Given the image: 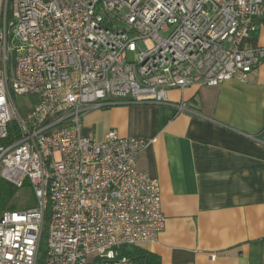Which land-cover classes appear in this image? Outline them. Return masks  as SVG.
Wrapping results in <instances>:
<instances>
[{
  "label": "built area",
  "instance_id": "1",
  "mask_svg": "<svg viewBox=\"0 0 264 264\" xmlns=\"http://www.w3.org/2000/svg\"><path fill=\"white\" fill-rule=\"evenodd\" d=\"M262 29L264 0H0V182L36 202L0 212V264H38L48 215L45 264L156 244L161 190L137 168L154 140L110 131L97 143L81 121L115 99L166 105L171 89L246 81L264 46L244 45ZM14 96L34 99L32 112Z\"/></svg>",
  "mask_w": 264,
  "mask_h": 264
},
{
  "label": "crops",
  "instance_id": "2",
  "mask_svg": "<svg viewBox=\"0 0 264 264\" xmlns=\"http://www.w3.org/2000/svg\"><path fill=\"white\" fill-rule=\"evenodd\" d=\"M168 98L115 99L81 121L82 137L97 143L110 131L154 140L137 168L159 183L165 228L143 247L161 264H264V64L246 81L171 89Z\"/></svg>",
  "mask_w": 264,
  "mask_h": 264
},
{
  "label": "rangeland",
  "instance_id": "3",
  "mask_svg": "<svg viewBox=\"0 0 264 264\" xmlns=\"http://www.w3.org/2000/svg\"><path fill=\"white\" fill-rule=\"evenodd\" d=\"M255 37L258 39V41H262L261 43H264V29H262ZM139 51L140 50L138 43L132 44L127 50L128 61L133 63ZM14 101L22 116H26L32 112V109L34 107V99L14 96ZM35 204L36 202L34 196L32 195V192L30 191L28 185H25L23 189L15 191V195L11 199L9 206L11 210H25L34 207ZM49 225L50 216L48 215L45 221V228L41 239L38 264H45L46 262L49 239Z\"/></svg>",
  "mask_w": 264,
  "mask_h": 264
},
{
  "label": "trees",
  "instance_id": "4",
  "mask_svg": "<svg viewBox=\"0 0 264 264\" xmlns=\"http://www.w3.org/2000/svg\"><path fill=\"white\" fill-rule=\"evenodd\" d=\"M0 212L5 210L15 195V190L8 184L0 182ZM116 250V257L113 261L97 259L95 264H117L120 260L126 259L129 264H161L160 257L154 255L143 246H122Z\"/></svg>",
  "mask_w": 264,
  "mask_h": 264
}]
</instances>
